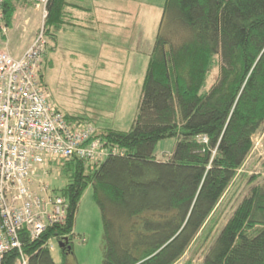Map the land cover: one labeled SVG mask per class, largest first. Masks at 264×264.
Returning <instances> with one entry per match:
<instances>
[{
	"label": "trees",
	"instance_id": "1",
	"mask_svg": "<svg viewBox=\"0 0 264 264\" xmlns=\"http://www.w3.org/2000/svg\"><path fill=\"white\" fill-rule=\"evenodd\" d=\"M29 2L3 0L10 29ZM69 5L49 2L45 32L55 46L77 25ZM44 72L45 59L42 82ZM141 93L129 130L96 129L88 141H103L108 155L59 161L67 184L54 192L69 204L67 219L39 239L22 235L27 264H56L53 239L65 242L66 264L89 185L104 223L102 264H176L207 244L200 264H264V176L239 174L264 125V0H165ZM167 138L176 139L174 151L159 159L156 147ZM240 177L251 187L217 229ZM18 257L14 249L4 264Z\"/></svg>",
	"mask_w": 264,
	"mask_h": 264
},
{
	"label": "rangeland",
	"instance_id": "2",
	"mask_svg": "<svg viewBox=\"0 0 264 264\" xmlns=\"http://www.w3.org/2000/svg\"><path fill=\"white\" fill-rule=\"evenodd\" d=\"M29 1L15 15L8 37L0 40V50L9 51L13 56L23 54L43 26L42 9ZM68 2L77 25L60 32L57 46L47 36L43 86L49 102L64 113L82 117L80 126L91 125L99 132L109 128L127 131L138 111L149 54L161 24L165 0ZM87 7H91V14L84 9ZM53 46L56 48L52 49ZM217 72L218 68L213 71L212 79ZM175 145V138L161 140L156 156L166 159ZM108 152L109 149L99 156H106ZM59 161L44 168L50 174L40 170L36 176L51 191L67 184L58 167ZM239 174L264 176V125L254 136L253 151ZM239 180L240 190L237 189L234 200L224 209L217 229L227 222L251 187L245 181L248 179L240 177ZM73 233V253L67 256L66 264H102L104 223L92 185L81 198ZM209 246L201 249L194 246L176 264H200ZM49 247L56 264H62L59 241L51 240Z\"/></svg>",
	"mask_w": 264,
	"mask_h": 264
},
{
	"label": "built area",
	"instance_id": "3",
	"mask_svg": "<svg viewBox=\"0 0 264 264\" xmlns=\"http://www.w3.org/2000/svg\"><path fill=\"white\" fill-rule=\"evenodd\" d=\"M32 1L43 11L40 32L20 57L0 50V264L14 249L18 263L27 264L22 235L39 239L67 219L66 198L39 181L38 171L50 174L44 168L56 160L74 155L94 160L107 152L103 141L88 142L93 126L71 123L49 102L40 71L48 47L44 24L50 0ZM9 30L0 0V36L7 38Z\"/></svg>",
	"mask_w": 264,
	"mask_h": 264
},
{
	"label": "crops",
	"instance_id": "4",
	"mask_svg": "<svg viewBox=\"0 0 264 264\" xmlns=\"http://www.w3.org/2000/svg\"><path fill=\"white\" fill-rule=\"evenodd\" d=\"M84 9H86L90 14H91V7L89 8V7H87V8H84ZM89 18L91 19V15L89 16ZM22 55V53L21 54H17V55H14L15 57H20Z\"/></svg>",
	"mask_w": 264,
	"mask_h": 264
},
{
	"label": "water",
	"instance_id": "5",
	"mask_svg": "<svg viewBox=\"0 0 264 264\" xmlns=\"http://www.w3.org/2000/svg\"><path fill=\"white\" fill-rule=\"evenodd\" d=\"M59 245H60V247H64L65 246V242H60Z\"/></svg>",
	"mask_w": 264,
	"mask_h": 264
},
{
	"label": "bare ground",
	"instance_id": "6",
	"mask_svg": "<svg viewBox=\"0 0 264 264\" xmlns=\"http://www.w3.org/2000/svg\"><path fill=\"white\" fill-rule=\"evenodd\" d=\"M20 259V256L18 257V260Z\"/></svg>",
	"mask_w": 264,
	"mask_h": 264
}]
</instances>
